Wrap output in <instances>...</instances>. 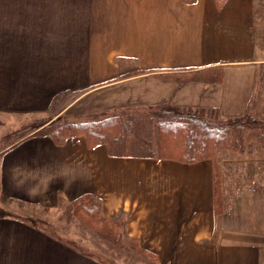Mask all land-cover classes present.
Returning a JSON list of instances; mask_svg holds the SVG:
<instances>
[{
	"label": "crops",
	"instance_id": "obj_1",
	"mask_svg": "<svg viewBox=\"0 0 264 264\" xmlns=\"http://www.w3.org/2000/svg\"><path fill=\"white\" fill-rule=\"evenodd\" d=\"M263 65L264 0H0V264H102L38 211L63 215L60 202L85 193L103 216L121 212L153 264H264L262 142L218 155L217 213L212 158L114 156L84 135L57 144L30 130L165 101L239 116L254 94L264 100ZM212 66L221 82L176 88L159 75ZM65 90L79 94L50 118Z\"/></svg>",
	"mask_w": 264,
	"mask_h": 264
},
{
	"label": "trees",
	"instance_id": "obj_2",
	"mask_svg": "<svg viewBox=\"0 0 264 264\" xmlns=\"http://www.w3.org/2000/svg\"><path fill=\"white\" fill-rule=\"evenodd\" d=\"M216 1L220 6L225 0ZM209 68L159 75L176 81V88L194 81L221 82L224 78L223 66ZM77 94L78 91L73 90L58 93L51 103L50 118L58 115ZM254 97L255 94L247 110L234 117H224L218 107L182 106L165 101L149 104L148 111L142 114V110L114 113L105 111L82 115L76 120H67L60 115L46 125V121L36 123L30 130L38 129L37 134L48 135L57 144L64 143L69 137L84 135L89 146L106 143L110 154L114 156L172 158L186 162L212 158L215 171V211L220 213L223 209V195L221 172L217 164L218 152L233 144L237 150L242 149L240 152H243L245 145L239 140L243 138L244 131L264 128V120L254 117L255 114L252 115L251 112ZM23 135L19 133L18 137ZM261 142L264 144V137ZM64 212L77 218L83 229H91L99 238L112 241L126 250L123 253L141 255L147 251L128 235L126 219L121 220L117 216L107 218L102 215L101 198L92 193H85L67 203ZM2 215H5V211L0 208V216ZM149 255L153 260L151 254Z\"/></svg>",
	"mask_w": 264,
	"mask_h": 264
},
{
	"label": "rangeland",
	"instance_id": "obj_3",
	"mask_svg": "<svg viewBox=\"0 0 264 264\" xmlns=\"http://www.w3.org/2000/svg\"><path fill=\"white\" fill-rule=\"evenodd\" d=\"M127 65H132V63H126ZM214 66L210 67L213 68ZM209 68V67H208ZM204 68V69H208ZM209 68V69H210ZM196 70V69H194ZM198 70V69H197ZM147 71V70H146ZM135 72V71H134ZM182 72V71H181ZM170 73V72H169ZM173 73H180L179 72H173ZM187 73V72H186ZM260 76L257 80V86L260 87L261 82L264 79V65L261 68ZM174 75V74H172ZM192 75V74H190ZM197 82V81H194ZM199 82V81H198ZM217 83V82H215ZM252 110L251 111L257 118L264 120V100L261 99L260 95H255L253 99V103L251 106ZM142 110L141 114L148 111V106L142 107L139 110L135 111H140ZM100 112H105V111H100ZM110 112V111H107ZM136 112L137 114H139ZM99 113V112H98ZM90 114V113H89ZM86 115V114H85ZM36 123V122H35ZM24 130L20 131L23 132ZM243 138H239L242 142L243 145H245V149L243 152L247 155L249 153H255L257 154V151H262L259 150V145L261 144L262 137H264V128H260L259 130H245L243 134ZM239 137H242L241 135ZM239 143V142H238ZM232 151H242V149H236L235 144L229 146V147H223L221 150L218 152V154H221L223 152H232ZM264 153V151H262ZM232 155V154H231ZM233 155H236V153H233ZM218 157V156H217ZM220 160H218V165H219ZM220 169V165H219ZM221 172V171H220ZM222 181V180H221ZM232 181V180H231ZM234 183V181H232ZM60 207L67 205V203L60 202ZM34 211L36 210L35 208H32ZM65 209V207H64ZM47 210V211H45ZM39 212H41V217L45 218L44 216L47 214L51 219L55 220V224L53 225L54 229H52V232H57L60 231L61 233L64 232L66 237H65V242L68 244H71L73 247H76L79 251H82L83 253L91 256L92 258L96 259L102 264H153L150 255L147 253H142L136 254V253H123L122 251L123 248L121 249L119 246L115 245L112 243V241L109 240H104L101 239L97 236L96 233L92 232L91 229H83L81 224L79 223V220L75 217H72L71 215H66V213L60 209H38ZM63 216L66 219H62ZM46 217V218H49ZM121 220L125 219L123 215H121V212L117 215ZM61 220V221H59ZM66 220V221H65ZM58 221V222H57ZM41 225L43 224L40 222ZM38 224V223H37ZM44 226H46L44 224ZM51 227V225H50ZM128 241L126 240V243ZM132 251V250H129ZM88 252V253H87ZM89 252H91L89 254ZM92 254V255H91ZM126 254V255H125Z\"/></svg>",
	"mask_w": 264,
	"mask_h": 264
}]
</instances>
